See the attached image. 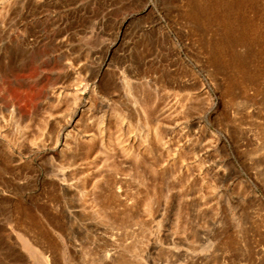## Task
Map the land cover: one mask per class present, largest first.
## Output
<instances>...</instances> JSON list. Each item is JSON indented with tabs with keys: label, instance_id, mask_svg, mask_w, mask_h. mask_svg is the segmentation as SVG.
Wrapping results in <instances>:
<instances>
[{
	"label": "rangeland",
	"instance_id": "obj_1",
	"mask_svg": "<svg viewBox=\"0 0 264 264\" xmlns=\"http://www.w3.org/2000/svg\"><path fill=\"white\" fill-rule=\"evenodd\" d=\"M0 264H264V0H0Z\"/></svg>",
	"mask_w": 264,
	"mask_h": 264
},
{
	"label": "bare ground",
	"instance_id": "obj_2",
	"mask_svg": "<svg viewBox=\"0 0 264 264\" xmlns=\"http://www.w3.org/2000/svg\"><path fill=\"white\" fill-rule=\"evenodd\" d=\"M125 87H126V86H125ZM126 88H129V89H130V86H129V87H126ZM126 88H125V89H126ZM129 92H130V91H129ZM131 94H132V93H131ZM131 94H130V95H131ZM133 96H134V95H133ZM134 103H136L135 100H134ZM134 103H133V104H134ZM144 127H145V126H144ZM157 129H158V128H157ZM157 129H156V127L153 129V131H154V135L156 136L157 140H158V138H159V140H160V142H161V137H160L161 134L159 133V132H160L159 129H158V130H157ZM140 132H141V131H140ZM80 133H82V131H81ZM141 133H142V136L140 135L139 137L142 138V141H143L145 144L148 143V138H149V137H148V136H149L148 133H149V132L146 131V133H145V131H142ZM84 134L87 135L86 132H84ZM67 135H68V134H67ZM77 135H78V134H77ZM77 135H76V136H77ZM77 137H79V136H77ZM89 137H90L89 139H93V140H95L94 135H89ZM65 138H66V137H65ZM87 138H88V137H87ZM66 139H67V138H66ZM78 139H79V138H78ZM86 140H87V139H86ZM119 140H120V139H119ZM123 140L127 141V140L124 139V138H123ZM123 140L121 141V143L123 142ZM140 140H141V139H140ZM104 141H105V140H104ZM107 141H108V139H107ZM142 141H141V142H142ZM106 143H107V142H105V144H106ZM124 143H125V142L122 143V146L124 145ZM90 144H92V140H91V143H90ZM101 144H102V141H101ZM126 144H127V142H126ZM126 144H125V145H126ZM66 145H67V144H66ZM66 145H64V146L67 147ZM129 145H130V144H129ZM129 145H126L127 148H130V147H128ZM146 145H147V144H146ZM92 146H93V145H92ZM101 146H102V147H101ZM106 146H107V144H106ZM126 146H125V147H126ZM130 146H131V145H130ZM90 147H91V146H90ZM100 147L103 148V149H105V147H104V143H103L102 145H100ZM125 147H122V148H125ZM127 148H126V149H127ZM88 149H89V148H88ZM148 149H149V148H148ZM101 150H102V149H100V151H101ZM105 150H106V149H105ZM129 150H130V149H129ZM129 150H128V152H129ZM131 150H132V148H131ZM88 151H89V150H88ZM103 151H104V150H102V151L99 152V153H101V155H102V154H103ZM105 152L107 153V150H106ZM105 152H104V153H105ZM123 152L126 153V151H123ZM134 152H135V151H134ZM134 152H133V153H134ZM96 154H97V153H96ZM126 154H127V153H126ZM103 155H104V154H103ZM136 155H137V154H135V156H136ZM133 156H134V155H133ZM88 157H89V156H88ZM120 174H121V173H120ZM123 176H124V175H123ZM124 179H125V178H124ZM94 187H95V186H93V188H94ZM117 192H120V191H117V190H116V193H117ZM118 194H119V193H118ZM118 194H117V195H118ZM124 196H125V195H124ZM119 197H120V196H119ZM124 198H125V197H124ZM122 199H123V198H122ZM125 199H126V198H125ZM123 201H124V200H123ZM125 202H127V201L125 200ZM25 246H27L26 243H25Z\"/></svg>",
	"mask_w": 264,
	"mask_h": 264
}]
</instances>
